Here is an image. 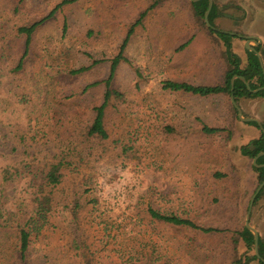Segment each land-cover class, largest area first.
<instances>
[{"label":"rangeland","instance_id":"rangeland-1","mask_svg":"<svg viewBox=\"0 0 264 264\" xmlns=\"http://www.w3.org/2000/svg\"><path fill=\"white\" fill-rule=\"evenodd\" d=\"M63 1L0 0V264H23L22 229L31 235L26 264L246 263L255 252L237 245L234 233L246 227L261 184L242 149L261 131L239 119L230 95L201 98L164 88L167 80L206 84L223 69L214 50L223 42L204 27L191 0L161 1L136 28L128 62L112 84L121 96L106 110L109 138L93 141L57 188L51 213L38 217L35 195L46 165L66 145L85 140L106 93L104 84L90 85L109 77L129 29L154 4L76 0L36 29L26 52L19 28ZM216 2L217 27L259 38L264 52V0ZM191 40L194 50L174 53ZM233 46L245 66V40L235 38ZM176 56L185 60L176 64ZM238 105L244 118L264 124V97ZM205 126L224 130L208 135ZM149 209L218 232L166 225ZM250 225L264 239V195ZM73 237L74 251L67 248Z\"/></svg>","mask_w":264,"mask_h":264},{"label":"trees","instance_id":"trees-1","mask_svg":"<svg viewBox=\"0 0 264 264\" xmlns=\"http://www.w3.org/2000/svg\"><path fill=\"white\" fill-rule=\"evenodd\" d=\"M161 1L163 0H154V4L144 13H142L138 21L134 25H132V27L129 29L120 47V51L118 55L111 60L109 77L106 80H104L102 83H94L90 85V87H93L99 84H104L106 87V93L103 102L99 106H96L93 109L94 117L87 131L85 140L83 141L82 139L79 140L76 144L70 143L65 147H63L58 153L54 154L53 156L54 162L48 163L47 164L48 166L45 163H43V165H46V167L43 172L42 181L39 184L37 193L35 195V202L37 203L36 213L40 219H45L47 215L51 213L53 209V201L55 198L56 190L66 178L67 171L69 169H73L74 171L78 170L77 167L79 165L78 163L79 160L83 159V153L85 151L91 150L90 147L93 144V141L106 140L109 138V134L105 127L106 110L112 98L121 96V94L116 89L113 88L112 85L113 81L116 77L117 71L120 65L122 64V62L125 63L128 62L124 53L131 40V37L134 35L136 28L142 24L143 20L148 15V12L156 8ZM74 2H76V0H65L61 4H59L46 18L42 19L39 22L34 23L32 26L19 28L18 30L19 34L26 36V52L28 51L31 45L32 37L36 29L39 26H41L46 20L51 19L56 14V12L60 10L63 6L72 4ZM191 5L193 7L195 15L202 22L204 27L210 33L216 35L224 43L225 56H226V60L230 65V70L226 75L224 85L221 86H193L187 83L164 82V88L172 92H184L200 97H209L223 93L227 95L233 94L237 104L240 102L241 99H254L258 97H264V89L257 93H253V91H256L260 88H264V68L262 67L261 62L257 57L256 53L247 51L248 65L246 67H242L241 59L233 51L232 40L236 37L222 32L213 31L212 29L206 26L204 22V18L209 7V1L208 0H200L196 2L191 1ZM220 14L221 12L218 3L216 2V0H214V4L209 15V22L215 28H218L216 25V20L221 16ZM189 44L190 42L182 45L180 49L185 48ZM255 49L257 53H262V46L256 47ZM25 56L26 53L21 58L16 68L17 71H20L22 69ZM86 70L87 68L81 69L79 71H76L75 74H81ZM138 77H141V74L139 72H138ZM234 77H238V78L234 82V89L232 91V80L234 79ZM241 78H244L245 81H243ZM246 84L249 85L250 89H248ZM249 124L259 128L257 123L253 122ZM262 125L264 128V124ZM222 131L223 130L221 128H209L206 126L203 128V132L208 135L217 134ZM252 146L254 148H252ZM252 146L244 147L242 149V152L253 159H255L259 154L264 153V134L262 132L260 134V137L252 142ZM35 155L36 154L33 151L31 154V156H33V160ZM257 165H259L260 167H255V166L253 167L255 172L258 174V179L261 184L264 182V155L258 158ZM262 195H264V187L257 195L256 202L261 198ZM149 214L154 220L173 227H177V228L186 227L193 230L201 231L203 233L218 232L216 229H212V228L211 229L200 228L193 221L189 219L181 218L175 214H171V215L162 214L153 209H149ZM234 234H235L234 237H236L235 242L236 241L238 242L237 245H239V243L244 244L247 251L255 252V236L250 230L244 227L242 231H239L238 233H234ZM30 238L31 235L29 231L26 229H22L20 255L23 264H26V260L30 251V243H31ZM259 256L261 257L262 260H264V240L260 236H259ZM235 261L236 262L234 264H248V261L249 262L258 261L259 264H264L262 261H260L257 258L255 254L252 255V257L247 258L246 263H244L242 259H237Z\"/></svg>","mask_w":264,"mask_h":264},{"label":"water","instance_id":"water-1","mask_svg":"<svg viewBox=\"0 0 264 264\" xmlns=\"http://www.w3.org/2000/svg\"><path fill=\"white\" fill-rule=\"evenodd\" d=\"M192 1H193V2H196V1H200V0H192ZM208 1H209V7H208V10H207V12H206V14H205V18H204L207 27L210 28V29H212L213 31H218V32H222V33H225V34H229V35H231V36H235V34H233V33H229V32H225V31L219 30V29L213 27V26L210 24V22H209V15H210V12H211V10H212V7H213V4H214V3H213V0H208ZM239 37H241V38H243V39L246 40V48H247L248 50L253 51V52L256 53L257 57L259 58V60H260V62H261L262 67L264 68V65H263V61H262L261 55H260L259 53H257L256 50H255L254 48L250 47V44H251L252 42H254L256 45H260L262 41H261L259 38H257V37H247V36H244V37H243V36H239ZM237 78H238V77H234V79L232 80V91H233V89H234V82H235V80H236ZM241 79H242L243 81H245L244 78H241ZM246 85H247L248 89H250L249 85H248V84H246ZM263 89H264V88H260V89H258V90H256V91H253V93H257V92H259V91H262ZM231 101H232V104H233L234 108L236 109V111H237V113H238V117H239V119H240L241 121L245 122V123H253V122H254V123H257L258 126H259V128H260V130H261V132L264 134V128H263V125H262L258 120L253 119V118H248V119H246V118L243 117V112H242L241 108L239 107V105L237 104V102L235 101V97H234L233 94H231ZM252 148H254V147L252 146ZM263 155H264V153H261V154H259V155L254 159V161H253V165H254L255 167H260L259 165H257V160H258V158H260V157L263 156ZM263 187H264V182L261 183V185L258 187L256 193H255L254 196L252 197V200H251V203H250V207H249V211H248V214H247L246 228H247L248 230H250V231L254 234V236H255V255L257 256V258H258L260 261H262V262L264 263V260H262L261 257L259 256V233H258L257 230H255V229L250 225V218H251L252 208H253L254 203H255V201H256V197H257V195L260 193V191L263 189Z\"/></svg>","mask_w":264,"mask_h":264},{"label":"crops","instance_id":"crops-1","mask_svg":"<svg viewBox=\"0 0 264 264\" xmlns=\"http://www.w3.org/2000/svg\"><path fill=\"white\" fill-rule=\"evenodd\" d=\"M192 1V0H191ZM193 2V1H192ZM213 3H214V1H213ZM234 19H236V18H234ZM205 21V20H204ZM206 24V23H205ZM207 26V25H206ZM217 29H219V28H217ZM220 30V29H219ZM223 31V30H222ZM225 32H227V31H225ZM229 33H232V32H229ZM233 34H235V33H233ZM239 36H243L244 37V35H239ZM237 34H235V36L234 37H236V38H240V39H243V38H241V37H239ZM248 37V36H247ZM235 39V38H234ZM233 39V40H234ZM233 40H232V45H233ZM245 40V39H244ZM262 41V40H261ZM190 43L192 42V40L191 41H189ZM262 43V42H261ZM181 47V46H180ZM180 47L179 48H177L176 50H175V52L174 53H179V52H181V51H184V50H194L195 48L193 47V46H186L185 48H183V49H180ZM251 47V46H250ZM253 48V47H252ZM244 49H245V53H246V56H247V62H246V64H245V66H243V59H242V57L240 56V55H238L235 51H234V46H233V51H234V53L241 59V65H242V67H246L247 65H248V54H247V51H250V50H248L247 48H246V40H245V46H244ZM214 50H216V53H215V55H217V58H218V60H219V62L222 64V67H223V69H222V71L219 73V74H216L214 77L213 76H211V74H209V79H211V81L210 82H208V83H204V84H202V85H193V86H221V85H224V83H225V79H226V75H227V73L229 72V70H230V65H229V63H228V61L226 60V56H225V46H224V43H223V45H219V46H215L214 47ZM177 51V52H176ZM251 52H253V51H251ZM177 53V54H178ZM261 55V54H260ZM261 58H262V55H261ZM173 59V62L174 63H176V64H180L181 62H183L184 60H185V58H181V57H179V56H176V57H173L172 58ZM196 60H198L196 57H192V61H196ZM262 61H263V59H262ZM217 78H219V80L218 81H216V79ZM165 82H174V83H185V82H178V81H172V80H167V81H165ZM187 84H189V83H187ZM190 85H192V84H190ZM167 91H170V90H167ZM170 92H172V91H170ZM174 93H182V94H188V95H191V96H195V95H193V94H189V93H184V92H174ZM226 95L227 94H218V95H213V96H209V97H201V98H210V97H219V98H222V97H226ZM229 96V95H228ZM195 97H200V96H195ZM230 102H231V104H232V101H231V95H230ZM232 107L234 108V106H233V104H232ZM234 110H235V108H234ZM222 130H224L223 128H221ZM220 133V132H219ZM205 134V133H204ZM194 222V221H193ZM198 226V225H197ZM199 227V226H198ZM258 233H259V236L263 239V234H262V232L259 230L258 231ZM71 240V245H69V242L67 243V248H72V250L74 251V247L73 246H75V247H78V244H79V241H78V239L76 240L75 239V237H73V238H71L70 239ZM264 240V239H263ZM71 250V251H72ZM78 253V252H77ZM258 262V261H257ZM257 264H259V262L257 263Z\"/></svg>","mask_w":264,"mask_h":264},{"label":"flooded vegetation","instance_id":"flooded-vegetation-1","mask_svg":"<svg viewBox=\"0 0 264 264\" xmlns=\"http://www.w3.org/2000/svg\"><path fill=\"white\" fill-rule=\"evenodd\" d=\"M259 46H262V43L260 44V45H256V46H254L253 48L255 49L256 47H259ZM256 50V49H255ZM259 54H264V52H263V46H262V53H259ZM261 131V130H260ZM257 198V197H256ZM256 202V201H255Z\"/></svg>","mask_w":264,"mask_h":264}]
</instances>
